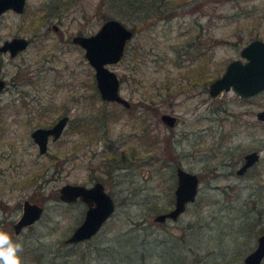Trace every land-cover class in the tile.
Instances as JSON below:
<instances>
[{"label":"rangeland","instance_id":"1","mask_svg":"<svg viewBox=\"0 0 264 264\" xmlns=\"http://www.w3.org/2000/svg\"><path fill=\"white\" fill-rule=\"evenodd\" d=\"M105 15L134 29L119 61L108 63L131 107L92 95L94 68L71 38L95 31ZM14 34L30 42L15 55L0 52L6 79L0 231L21 244L22 264L70 260L72 243L62 241L86 204L62 200L59 186L95 179L112 194L115 209L88 238L116 253L97 254L93 247L89 264H246L244 255L264 231V120L256 115L264 89L248 97L231 88L212 95L208 83L241 56L246 41L264 38V0H26L22 11L0 14V41ZM33 95L50 103V111L34 114ZM93 106L116 111L106 125L82 134L75 118ZM64 110L71 119L62 135L39 153L29 130ZM163 111L176 115L173 125L161 119ZM251 148L261 157L236 173ZM177 164L198 173L197 195L176 218L157 220L156 212L173 206ZM24 198L42 204L43 212L15 232L12 221Z\"/></svg>","mask_w":264,"mask_h":264},{"label":"water","instance_id":"2","mask_svg":"<svg viewBox=\"0 0 264 264\" xmlns=\"http://www.w3.org/2000/svg\"><path fill=\"white\" fill-rule=\"evenodd\" d=\"M26 0H0V14L6 9L22 11ZM133 34V28L116 16H107L97 29L91 33H74L72 40L84 47V55L94 68V76L99 95L102 99L114 100L129 106L131 100L120 92V79L115 69L108 63H114L121 58L128 39ZM24 35H13L0 43V50L9 49L11 54L27 44ZM240 55L229 59L223 71L213 77L208 83V91L214 95L222 90L233 89L238 95L248 97L264 89V38L253 37L240 48ZM5 79L0 76V91ZM259 119L264 120V107L257 109ZM67 114H62L49 125H38L31 131L39 145V151L47 148V137L52 133L58 136L67 120ZM161 119L172 125L175 114L163 111ZM261 156L260 149L252 148L244 152L242 163L236 172L242 173L251 164L256 163ZM176 185L174 187L173 206L154 214L157 220L166 217L176 218L184 210L187 203L193 201L198 192L199 179L195 171L178 165L176 167ZM59 197L64 201L76 198L83 200L87 206L82 219L65 237V241L73 242L92 236L102 226L103 222L115 209L112 194L105 188L101 180L91 184L66 181L59 186ZM43 205L37 201L24 198L19 215L13 221V229L19 232L24 226L34 223L42 214ZM264 258V231L258 235L255 246L246 252L243 259L246 264H261Z\"/></svg>","mask_w":264,"mask_h":264},{"label":"trees","instance_id":"3","mask_svg":"<svg viewBox=\"0 0 264 264\" xmlns=\"http://www.w3.org/2000/svg\"><path fill=\"white\" fill-rule=\"evenodd\" d=\"M128 1V0H126ZM127 3V2H126ZM139 8L142 9V6H140ZM107 17V15H105ZM134 30V29H133ZM179 89H182L181 87ZM92 95L96 96L98 95V91L97 89H93L92 90ZM134 102H131L130 107L132 106ZM135 104V103H134ZM114 111H116L115 109H111V110H107L103 107H99V106H93L92 108L90 107L87 111V132L88 129L91 130H96V128L100 127L102 124H107L108 120L110 119L108 114H113ZM145 120V118H143V121ZM79 130V128H78ZM147 126L145 125V123H143L142 127H141V132H140V138L142 137L143 139H145V136H147ZM80 131V130H79ZM144 146H148L149 144L146 143V141H143ZM145 149H148V147H145ZM127 155V154H126ZM124 158H122V156H120V160H123ZM29 226H32V224H29ZM99 234L101 235V238L103 237L102 235L107 234V231H102L99 232ZM87 242L85 243V245H82L83 240H79L76 242H71L72 243V247L70 248V250H68L66 253L68 254H72V257L70 258V260L65 261L64 264H79L81 261L84 264H89V262L87 261V255H91V252L93 250V247H95V250H97V254H106L108 256H115L116 253V249H113L112 247L110 248L109 245H104V246H99L98 242H90L89 238H86ZM63 243H66L65 240L62 241ZM105 248H107L106 252H105ZM43 254V253H41ZM39 254V256H37L38 260L40 262H42V255ZM84 261H83V260Z\"/></svg>","mask_w":264,"mask_h":264},{"label":"flooded vegetation","instance_id":"4","mask_svg":"<svg viewBox=\"0 0 264 264\" xmlns=\"http://www.w3.org/2000/svg\"><path fill=\"white\" fill-rule=\"evenodd\" d=\"M54 27L55 28H57V25L56 24H54ZM133 33H134V30H133ZM14 35H22V34H14ZM13 36V35H12ZM25 36V35H24ZM27 37V39H28V41H27V44L24 46V47H26L27 45H28V43L30 42V38L28 37V36H26ZM5 38H8V37H5ZM5 38H3L1 41H0V43L5 39ZM72 38V37H71ZM78 43V42H77ZM23 47V48H24ZM23 48H21V49H19V50H17L14 54H11L10 53V50L9 49H5V50H0V52H5V51H7L8 52V54H10V55H15L16 53H18L20 50H22ZM0 76H2L1 74H0ZM4 77V76H3ZM4 79H5V77H4ZM6 86V79H5V84L3 85V87H2V89L4 88ZM1 89V90H2ZM29 98H33L34 100H36L37 102H38V106H37V111H36V113H34V114H44L46 111L47 112H49L50 111V109L52 108L51 107V104L49 103V104H45V105H42V104H40L41 103V100L37 97V96H31V97H29ZM130 105H131V103H130ZM129 105V106H130ZM128 107V106H127ZM62 114H67L68 116H67V120H66V123H65V125H64V127H63V129H62V131H61V133L58 135V136H56V137H54L53 136V134L52 133H49L48 134V137H47V148H46V150L45 151H43V152H40L39 151V145H38V143H37V141L34 139V137H33V135H32V133H31V131H32V129L34 128V127H36V126H38V125H42V126H49V125H51V124H53L56 120H57V118L59 117V116H61ZM176 116V115H175ZM71 119V115L69 114V112H67V111H62L58 116H56L54 119H51V120H49V121H47V122H45L44 124H40V123H38V124H36V125H34L30 130H29V134H30V136H31V138H32V140H33V142L35 143V145H36V147H37V151L39 152V153H46V152H48V145H49V142L51 141V140H56V139H58L61 135H62V133H63V131H64V129H65V127L67 126V123H68V121ZM76 120L74 121V128H79V130H80V132L82 133V134H85V133H87V114H79V116H77L76 118H75ZM175 121H176V118H175ZM175 121H174V123H175ZM173 123V124H174ZM172 124V125H173ZM252 149V148H251ZM258 149V148H257ZM249 150V149H248ZM247 151V150H246ZM246 151H244V152H246ZM244 152H243V154H244ZM261 157V156H260ZM242 161H243V155H242ZM242 161L240 162V164L242 163ZM239 164V165H240ZM253 164H255V163H253ZM253 164H251L250 166H252ZM178 165H181V164H177L176 166H175V172H176V167L178 166ZM239 165H237L236 167H235V172H236V168L239 166ZM182 166V165H181ZM249 166V167H250ZM182 167H184V166H182ZM249 167H247V169L245 170V171H247L248 170V168ZM185 168V167H184ZM187 169V168H186ZM190 170V169H189ZM191 171H193V170H191ZM244 171V172H245ZM197 173V172H196ZM236 173H238V172H236ZM243 173V172H242ZM242 173H238V174H242ZM197 175H198V173H197ZM198 179L200 180V178H199V175H198ZM95 180H100V179H95ZM95 180H93L91 183H93ZM176 180H177V175H176ZM102 181V180H101ZM103 182V181H102ZM91 183H89V184H91ZM85 184H87V183H85ZM104 184V183H103ZM105 186V185H104ZM199 186V185H198ZM199 188V187H198ZM29 199V198H28ZM77 199V198H76ZM31 200V199H30ZM22 202H23V200H22ZM86 204V203H85ZM86 206H87V204H86ZM86 206H85V208H86ZM21 207H22V205H21ZM169 209V208H168ZM85 210V209H84ZM21 211V210H20ZM179 215V214H178ZM177 215V216H178ZM15 220V218L13 219V221ZM13 221H12V225H13Z\"/></svg>","mask_w":264,"mask_h":264},{"label":"clouds","instance_id":"5","mask_svg":"<svg viewBox=\"0 0 264 264\" xmlns=\"http://www.w3.org/2000/svg\"><path fill=\"white\" fill-rule=\"evenodd\" d=\"M21 251L20 243L13 242L8 233L0 231V264H22Z\"/></svg>","mask_w":264,"mask_h":264}]
</instances>
